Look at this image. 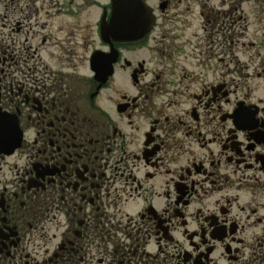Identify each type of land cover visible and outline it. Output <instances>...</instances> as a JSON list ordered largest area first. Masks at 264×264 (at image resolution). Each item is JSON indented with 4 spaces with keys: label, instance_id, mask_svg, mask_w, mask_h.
I'll use <instances>...</instances> for the list:
<instances>
[{
    "label": "flooded vegetation",
    "instance_id": "af4514ba",
    "mask_svg": "<svg viewBox=\"0 0 264 264\" xmlns=\"http://www.w3.org/2000/svg\"><path fill=\"white\" fill-rule=\"evenodd\" d=\"M145 4L0 0V264H264V0Z\"/></svg>",
    "mask_w": 264,
    "mask_h": 264
},
{
    "label": "water",
    "instance_id": "95a60500",
    "mask_svg": "<svg viewBox=\"0 0 264 264\" xmlns=\"http://www.w3.org/2000/svg\"><path fill=\"white\" fill-rule=\"evenodd\" d=\"M112 18L113 24L110 26L114 31L113 37L116 41L128 39L125 31V23L130 21L129 26L140 20V15L145 10V0H112ZM19 141H15L13 149L18 146Z\"/></svg>",
    "mask_w": 264,
    "mask_h": 264
},
{
    "label": "rangeland",
    "instance_id": "374dc122",
    "mask_svg": "<svg viewBox=\"0 0 264 264\" xmlns=\"http://www.w3.org/2000/svg\"><path fill=\"white\" fill-rule=\"evenodd\" d=\"M99 1L103 2L104 0H99Z\"/></svg>",
    "mask_w": 264,
    "mask_h": 264
}]
</instances>
